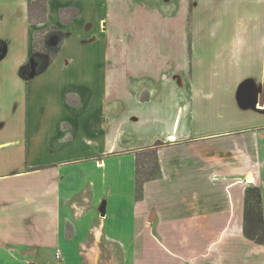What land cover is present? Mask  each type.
I'll return each instance as SVG.
<instances>
[{
    "label": "crops",
    "instance_id": "obj_1",
    "mask_svg": "<svg viewBox=\"0 0 264 264\" xmlns=\"http://www.w3.org/2000/svg\"><path fill=\"white\" fill-rule=\"evenodd\" d=\"M11 1L23 14L30 0ZM110 1L90 0L95 53L109 51L110 38L140 41L146 17L153 43L166 35L180 43L173 54L183 58L172 71L192 78L148 80L145 100L128 90L111 98L105 79L103 95L97 84L83 97L81 87L68 86L40 129H27L26 108L21 134L0 131V264H26L18 254L29 264H92L94 249L82 253L97 242L92 233L118 244L123 264H264V246L243 236L250 185L261 191L264 217V19L259 34L230 35L219 13L229 3L253 10L264 0ZM195 65L202 73L216 67L220 77L196 79ZM129 126L139 133H125ZM158 141L160 175L136 200L134 152Z\"/></svg>",
    "mask_w": 264,
    "mask_h": 264
},
{
    "label": "rangeland",
    "instance_id": "obj_2",
    "mask_svg": "<svg viewBox=\"0 0 264 264\" xmlns=\"http://www.w3.org/2000/svg\"><path fill=\"white\" fill-rule=\"evenodd\" d=\"M36 1L42 0L26 2L22 14L11 0H0V43L3 48L0 51V131L4 134L12 132L18 135L23 132L26 108L28 114L25 125H27V129L31 132L40 129L39 127L44 120L57 114V104L52 99L54 96H60L68 86L71 88L81 87L78 94L83 97L88 95V91H94V85L97 84L102 88L101 94L103 95V85L106 80L111 85L112 91L109 89L112 92L111 98L119 97L116 99L121 100L122 96H129V92L126 93L128 90L130 95L133 93L135 96L139 95L140 100H145L148 97V91L151 89L141 86L148 80L159 82L165 79L192 78L189 70L186 72L177 68L176 72L172 71L174 63L176 64L175 58L176 61H181L183 58L173 54L174 50L179 49L180 43L178 44V41L173 42L168 35L153 43L151 36H146L147 33H152L151 20L146 17L142 21L139 20L143 34L142 39L144 38V40L141 39L137 42L131 39L117 38L118 33L114 31L112 35L114 34L116 38L109 39L107 46L109 51L100 50L98 47L95 53V49L90 47L88 39L92 25L90 22L94 23L97 20L96 13L92 12L89 7L92 6L90 0H44V10L42 3L36 4ZM80 1H84L85 4L83 12L79 11L78 8ZM107 1L111 2L110 0ZM30 2L35 4L28 8ZM143 3L151 4L148 1ZM258 6L256 9L251 7L253 10L246 7V4L232 6L229 3L222 7L219 13L224 16L222 17V21H226L224 25L229 27L228 30H224L225 33L230 34L235 29V31L259 34L261 30H257L256 25L264 19V5L258 4ZM235 8L240 9V14ZM100 13L104 14V9H101ZM237 17L240 19L239 22ZM129 18L131 25L132 19L135 17ZM98 26L100 27V24ZM217 26L219 25L216 23ZM207 28L210 29V27L205 26L203 34L209 35L212 32L211 30L208 31ZM55 31L64 34L61 41L54 36ZM27 41L30 53L24 55V58L18 62L23 56ZM154 46L156 47L154 48ZM53 47H57L56 53L49 49ZM34 52L48 61L47 66L39 72H36V64L32 60ZM105 54H108L106 58ZM186 58L183 59L185 62ZM28 62L30 63L28 78L24 80L20 78L19 71ZM195 68L196 79L217 80L220 77L221 71L216 67L204 73L200 71L201 65H195ZM210 70H217L218 72ZM91 75L92 79L90 80ZM91 81L93 82L90 83ZM57 91L61 92L58 93ZM98 91L100 92L99 87ZM78 94H67L71 105H77L78 100H80L76 97ZM112 104L120 108V103L112 102ZM124 107L125 105L119 110L120 114L125 112ZM131 123L134 124V122ZM138 131L140 130L136 126H131L126 129L125 133L137 134ZM115 140L116 136L114 135L113 141L115 142ZM149 149L152 147L142 148L137 152L144 151L139 157L140 172H143V162L147 163L145 168L152 167L150 162L153 160L150 153H146ZM134 154L136 156V152ZM95 234L96 236L92 233V237L97 242L86 243V247L84 246L85 248L82 249L84 254L94 249L91 253L93 258L91 263L123 264L119 245L103 243L101 233ZM97 247L98 252L95 250ZM17 258L29 264L24 255L18 254ZM54 258L61 261L60 253L55 251ZM86 262L90 264L89 261Z\"/></svg>",
    "mask_w": 264,
    "mask_h": 264
},
{
    "label": "trees",
    "instance_id": "obj_3",
    "mask_svg": "<svg viewBox=\"0 0 264 264\" xmlns=\"http://www.w3.org/2000/svg\"><path fill=\"white\" fill-rule=\"evenodd\" d=\"M42 3L43 10L45 9L44 0L40 2ZM33 2H30L28 5V8L31 7V5L35 4ZM43 18V17H42ZM42 23V22H40ZM54 36L57 37V40H62L64 37V34L60 31H55ZM2 45L0 43V51L2 50ZM54 53L57 52V47L49 48ZM33 62L36 64V72H39L43 68H45L48 64V61L41 57V55H37L34 52ZM29 62L21 67L19 71L20 78L26 80L28 78V72H29ZM163 143L156 142L152 147V149H149L147 154L150 153V157L152 158L153 162L151 161V166L149 169L145 168L146 162H143L142 168L143 172L139 171L140 166V155L143 152L137 153L136 152V162H135V198L136 200H140L143 197V185L144 183L154 180L159 177L160 175V168L158 164V158H157V149L162 146ZM142 176V177H141ZM243 219H244V226H243V236L258 245L264 246V217H263V209H262V195L261 191L258 187L250 185L245 190L244 195V213H243Z\"/></svg>",
    "mask_w": 264,
    "mask_h": 264
}]
</instances>
